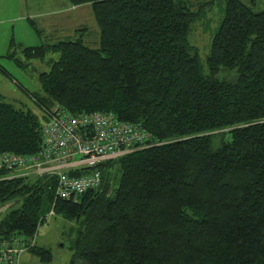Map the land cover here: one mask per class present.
Masks as SVG:
<instances>
[{
	"label": "trees",
	"instance_id": "trees-1",
	"mask_svg": "<svg viewBox=\"0 0 264 264\" xmlns=\"http://www.w3.org/2000/svg\"><path fill=\"white\" fill-rule=\"evenodd\" d=\"M67 1L89 5L98 47L79 27L72 39L7 57L23 68L58 53L32 95L44 113L111 112L149 139L100 163L98 190L69 198L56 197V174L0 172V203L11 204L0 236L29 243L49 214L75 224L70 264H264V10L224 0L205 74L188 39L201 15L185 0ZM42 125L0 100V153L38 155ZM114 161L121 175L111 189L104 169ZM27 251L52 259L43 246Z\"/></svg>",
	"mask_w": 264,
	"mask_h": 264
},
{
	"label": "rangeland",
	"instance_id": "rangeland-1",
	"mask_svg": "<svg viewBox=\"0 0 264 264\" xmlns=\"http://www.w3.org/2000/svg\"><path fill=\"white\" fill-rule=\"evenodd\" d=\"M67 0H0V96L3 101L14 104L18 108L30 109L38 116L39 121L45 123V113L36 103L32 95L42 94L38 74L49 70L50 60H56L58 53H49L46 60H32L27 67H18L7 54L14 52L16 58L23 59L21 48L45 43L56 42L60 39H72L73 28L85 27V42L89 46H99V31L88 4H82L77 12H68L70 20L65 17ZM195 1V2H194ZM251 4L250 0H242ZM256 10H264V0H255ZM68 2V1H67ZM187 4L198 13H204L208 19L219 20L214 24L212 34L217 30L223 17L224 0H192ZM194 2V5L192 4ZM191 4V5H190ZM54 13V14H52ZM217 15V16H215ZM57 17V18H56ZM204 16V18H206ZM72 28V27H71ZM211 34V36H212ZM189 39L195 43L199 53L202 72L207 74L209 53V34L196 22L195 29ZM197 44V45H196ZM223 75V74H222ZM105 174L110 188L118 186L121 169L117 161L111 167L105 168ZM8 207L11 204L7 205ZM45 221L37 229L34 245L46 247L52 254L50 262H42L32 251L22 253L19 264H70L74 252L76 237L75 224L61 216L47 215ZM74 226V227H73ZM79 259L76 261L78 264Z\"/></svg>",
	"mask_w": 264,
	"mask_h": 264
},
{
	"label": "built area",
	"instance_id": "built-area-1",
	"mask_svg": "<svg viewBox=\"0 0 264 264\" xmlns=\"http://www.w3.org/2000/svg\"><path fill=\"white\" fill-rule=\"evenodd\" d=\"M42 127L43 147L38 155L0 153V172L13 177L29 174H56V197L69 198L103 184L97 166L119 155L147 146L149 134L137 123L120 121L111 112L94 111L73 115L55 105L45 111ZM88 168L89 172L69 175V171ZM97 168V169H96ZM8 203H0V218ZM34 240L0 236V264H19L21 254Z\"/></svg>",
	"mask_w": 264,
	"mask_h": 264
},
{
	"label": "crops",
	"instance_id": "crops-1",
	"mask_svg": "<svg viewBox=\"0 0 264 264\" xmlns=\"http://www.w3.org/2000/svg\"><path fill=\"white\" fill-rule=\"evenodd\" d=\"M187 1L190 2V1H192V0H185L186 4H187ZM189 2H188V3H189ZM194 2H195V1H194ZM194 2H192L193 5H194ZM190 5H191V4H190ZM64 7H65V9H66V12H65V13H67V14H65V17L67 18V21H68V19L70 20V18H71V17H69L70 14H69L68 12H77L78 7H80V5H78V6H73V5H70V4L66 1V5H65ZM223 9H224V8H223ZM52 14H54V13H52ZM200 15H201V17H199L197 20H195V22H194V23L192 24V26H191L192 28H191L190 33H189V35H188V39H189V37H190V35H191V39L193 40V38H192V32H193L194 29H195L196 22H197V21H200L201 26H203L204 30L208 32V34H209V38H210V41H211V34H212L213 29L215 28L214 24L217 23L219 20L217 21V20L208 19L204 13H201ZM204 16H205L206 18H204ZM215 16H217V15H215ZM56 18H57V17H56ZM70 26H71L72 28L70 27V31H69L68 33H71V29H72V31H74L75 29H77V28H73L74 26L71 25V24H70ZM189 40H190V39H189ZM190 42H191V40H190ZM209 43H210V42H209ZM191 44L195 46V43H192V42H191ZM196 45H197V44H196ZM195 47H196V46H195Z\"/></svg>",
	"mask_w": 264,
	"mask_h": 264
}]
</instances>
